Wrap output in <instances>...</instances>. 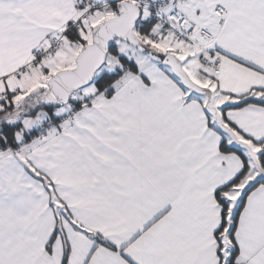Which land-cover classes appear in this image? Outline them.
I'll list each match as a JSON object with an SVG mask.
<instances>
[{
  "label": "snow or ice",
  "instance_id": "obj_1",
  "mask_svg": "<svg viewBox=\"0 0 264 264\" xmlns=\"http://www.w3.org/2000/svg\"><path fill=\"white\" fill-rule=\"evenodd\" d=\"M0 264H264V0H0Z\"/></svg>",
  "mask_w": 264,
  "mask_h": 264
}]
</instances>
